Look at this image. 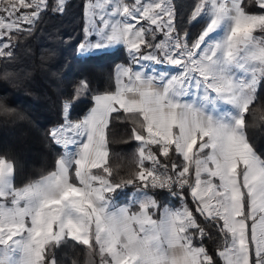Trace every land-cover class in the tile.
<instances>
[{
    "label": "snow or ice",
    "instance_id": "obj_1",
    "mask_svg": "<svg viewBox=\"0 0 264 264\" xmlns=\"http://www.w3.org/2000/svg\"><path fill=\"white\" fill-rule=\"evenodd\" d=\"M209 2L211 15L195 38L177 32L170 0L84 5L78 55L111 54L122 45L131 60L117 65L114 92L91 96L93 106L82 119L73 122L72 105L63 104L64 123L51 130V139L75 151L57 159L55 171L17 188L14 161L0 157V264H59L54 250L68 241L85 246L99 264H216L195 244L207 233L194 212L185 205L154 218L158 204L149 188L167 189L182 203L192 197L195 212L226 238L217 253L223 264H264V155L248 135L247 119L264 88V37L255 35L264 33V0ZM64 4L57 0L52 10L62 12ZM108 6L111 12L97 23L96 10ZM207 6L198 4L192 19ZM47 8V0H0V38L34 25ZM218 29L223 35L213 39ZM157 33L164 39L155 42ZM8 48L0 44V56H11ZM143 62L179 71L149 75L140 71ZM123 77L135 87L122 88ZM192 89L197 99L182 102ZM218 101L233 111L214 116L208 109ZM0 113L15 115L3 103ZM124 114L136 117L130 138L137 159L135 170L117 180L108 130ZM128 185L140 193L138 211L113 204V194Z\"/></svg>",
    "mask_w": 264,
    "mask_h": 264
},
{
    "label": "trees",
    "instance_id": "obj_2",
    "mask_svg": "<svg viewBox=\"0 0 264 264\" xmlns=\"http://www.w3.org/2000/svg\"><path fill=\"white\" fill-rule=\"evenodd\" d=\"M83 1L65 0L63 11L54 12L57 0H47L48 8L34 25H21L20 31L6 35L11 56H0V103L14 110L15 115L0 113V157L14 161L15 186L30 183L54 168L61 147L51 139L49 129L61 121L64 102L72 105L70 118H78L90 104L93 93L113 90V65L126 59L121 46H116L117 50L111 54L100 53L89 58L78 55L76 45L82 37ZM195 1L172 2L177 31L204 19L206 8L197 19H192L197 8ZM84 81L87 87L81 88ZM252 112L253 115L247 116L248 135L258 153L264 155V88L258 89ZM124 116L113 120L108 130L109 162L117 180L135 170L137 159L138 145L130 138L136 117ZM148 191L159 202L170 193L158 188ZM183 203L206 228L207 235L203 240L197 235L195 244L213 255L216 264H223L217 253L225 244V236L195 212L190 195H186ZM54 252L59 264H89V259L99 264L98 256L90 258L89 250L73 241L65 242Z\"/></svg>",
    "mask_w": 264,
    "mask_h": 264
},
{
    "label": "crops",
    "instance_id": "obj_3",
    "mask_svg": "<svg viewBox=\"0 0 264 264\" xmlns=\"http://www.w3.org/2000/svg\"><path fill=\"white\" fill-rule=\"evenodd\" d=\"M173 1H176V0H170V3H171V7L173 9V5H172V2ZM198 1L200 2H207L208 3V6L206 7V10H205V16H204V19L199 22L197 25H189L187 26L186 28L184 29H181L180 31H177L181 36H183V34L185 32L189 33L191 37L195 38L196 36H198L200 34V32L202 31L203 27L206 25V23L208 22V17H209V12L208 9L210 8V2L209 0H196L195 1V5L194 7H197V4H198ZM88 2V0H84L83 1V4H82V37L81 39L79 40V42L77 43L76 45V51L78 52V47H79V44L83 42L84 40V26H85V17H84V5ZM127 3L131 4L134 2V0H126ZM144 2H147V0H144ZM197 2V4H196ZM221 2H223V0H221ZM200 4V3H199ZM97 23H99V15H105L106 13H110L111 12V6H108L107 9H101V8H98L97 10ZM112 19H115V18H112ZM143 23V21L141 22ZM102 26V25H101ZM158 37L156 39L155 42H159L161 40L164 39L163 37V34L162 33H158ZM220 35L222 36L223 35V29H219V33L216 32V36L217 38L219 39L220 38ZM91 39L94 41L96 39L95 36H92ZM126 55V59L125 61H116L113 65V83H114V88L113 90L111 91H102V92H96V93H93V94H104L106 92H114L116 90V87H117V82H116V67L117 65H124V66H128L131 58L129 57L127 51L125 50V48L120 45ZM144 63V67L140 68V71H143V72H147L149 75H153V74H159V73H166L168 75H172V74H175L173 71L174 67H172V65H169V64H160L158 66H153L150 62H143ZM176 68V67H175ZM178 69V68H177ZM179 70V69H178ZM157 83H159V80H157ZM122 88L127 86V87H135L134 84H130L128 82V78L127 77H123L121 79V85H120ZM92 94V95H93ZM91 95V96H92ZM128 95H131V94H128ZM182 102H192L191 100V97L190 95H187V96H184L181 98ZM93 106V101L91 100L90 104L85 108V110L80 114V116L78 118H83V116L87 113V111ZM214 116H218V115H214ZM71 119L73 122L77 121V119ZM64 123V113H63V109H62V119L60 122L56 123V124H53L50 129H49V132L51 133V130L54 128V127H59L60 125H62ZM79 139V137H78ZM61 147V153L56 157L55 159V162L57 159L61 158L62 156L63 157H68L70 155H72L75 151V147L74 146H69L68 148H65L63 147L62 145H59ZM55 164H54V168L49 171L48 173H46L45 175L43 176H46L48 174H50L52 171H55ZM43 176L37 178L36 180L30 182V183H34L35 181L41 179ZM12 179V177H11ZM28 183L26 184H22V185H16L17 188H20V187H23L25 185H27ZM148 191V190H147ZM149 194L153 195L150 191H148ZM140 196V193L138 192L137 190V186H134V187H123V188H120V189H117V191L113 194V204L116 206V207H121V206H128L130 207V210L132 211H138V204L135 203L134 201ZM154 196V195H153ZM155 198V196H154ZM156 201H157V204H158V207L156 209H152L151 211L154 213V218H159L161 216V214L164 212L165 209H170V210H179L180 208L178 209H175L173 207H170L168 206L167 208H163V203H165L167 200H171L172 202L176 203L177 202H180L182 203V201L173 196L171 193H169L166 197L164 198H161L160 202L158 201L157 198H155ZM184 204V203H182ZM185 205V204H184ZM171 206H178V205H174V204H171ZM250 223V222H249ZM226 240V238H225ZM199 246V245H198ZM225 246V244L221 247V249ZM220 249V250H221ZM223 262V260H222Z\"/></svg>",
    "mask_w": 264,
    "mask_h": 264
},
{
    "label": "rangeland",
    "instance_id": "obj_4",
    "mask_svg": "<svg viewBox=\"0 0 264 264\" xmlns=\"http://www.w3.org/2000/svg\"><path fill=\"white\" fill-rule=\"evenodd\" d=\"M24 11H26V10L25 9H21L20 10V13H23ZM207 12H209V17H210V15H211V6H210V8L208 9ZM20 13H17V15H19ZM3 15L6 17L7 16V13L5 12V13H3ZM209 17H208V20H209ZM22 25H24V24H22ZM217 32L219 33V29L217 30ZM255 35L257 37H264V35L261 34V33H259V32H256ZM212 37H213V39H218L217 36H216V33H213L212 34ZM220 37H221V35H220ZM5 43L8 44V40H7L6 36H4L3 38H0V44H5ZM7 50L8 49H6V51ZM172 67H174V66H172ZM173 70H174L173 71L174 73H176V72L179 71L175 67H174ZM235 75H236L237 78L242 77V73H240L238 71L235 73ZM189 95L191 97L192 102L197 99V91L195 89H192L191 90V93ZM64 103H67V102L65 101ZM208 110H210L213 115H218V116L233 111L231 105H227V104L223 103L222 101H218L217 102V104L215 106V109H212V107L209 106V109ZM171 204L178 205V206H171ZM168 206L173 207L175 209H178V208L182 209V207L185 206V205L182 204V203H180V202H177V204H176V203L172 202L171 200H167L165 203H163V206L162 207L163 208H165V207L167 208ZM196 246H198V245H196Z\"/></svg>",
    "mask_w": 264,
    "mask_h": 264
},
{
    "label": "built area",
    "instance_id": "obj_5",
    "mask_svg": "<svg viewBox=\"0 0 264 264\" xmlns=\"http://www.w3.org/2000/svg\"><path fill=\"white\" fill-rule=\"evenodd\" d=\"M159 189V188H158ZM163 190H167V189H163Z\"/></svg>",
    "mask_w": 264,
    "mask_h": 264
}]
</instances>
